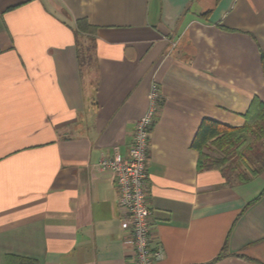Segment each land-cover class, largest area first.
I'll return each mask as SVG.
<instances>
[{
    "label": "crops",
    "instance_id": "crops-1",
    "mask_svg": "<svg viewBox=\"0 0 264 264\" xmlns=\"http://www.w3.org/2000/svg\"><path fill=\"white\" fill-rule=\"evenodd\" d=\"M261 55L264 0H0V264H134L98 161L127 157L153 84L156 264H264V171L240 183L192 147L264 103Z\"/></svg>",
    "mask_w": 264,
    "mask_h": 264
},
{
    "label": "built area",
    "instance_id": "built-area-1",
    "mask_svg": "<svg viewBox=\"0 0 264 264\" xmlns=\"http://www.w3.org/2000/svg\"><path fill=\"white\" fill-rule=\"evenodd\" d=\"M148 106L136 121L127 157L113 154L98 161L102 170L113 174L119 192L122 211L120 228L125 233L124 244L134 251V264H156L159 250L150 247L152 212L147 202V161L150 134L159 109L161 95L153 84L148 92Z\"/></svg>",
    "mask_w": 264,
    "mask_h": 264
},
{
    "label": "trees",
    "instance_id": "trees-1",
    "mask_svg": "<svg viewBox=\"0 0 264 264\" xmlns=\"http://www.w3.org/2000/svg\"><path fill=\"white\" fill-rule=\"evenodd\" d=\"M85 24V21H79L78 29L82 30ZM260 62L264 77V55H261ZM244 119V125L237 128L211 120L202 121L192 142V147L199 153V169L228 170L236 160L244 158L257 164L248 174H237L240 183H246L264 171V150L253 153L252 159L244 152L252 151V146L264 139V103L254 97Z\"/></svg>",
    "mask_w": 264,
    "mask_h": 264
},
{
    "label": "rangeland",
    "instance_id": "rangeland-1",
    "mask_svg": "<svg viewBox=\"0 0 264 264\" xmlns=\"http://www.w3.org/2000/svg\"><path fill=\"white\" fill-rule=\"evenodd\" d=\"M253 150L252 151H247L245 150L244 152L246 153L247 156L250 157V159L253 158V153L255 152H260L262 153V151L264 150V139L261 142H258L257 144L252 146ZM263 159H264V154L262 155ZM236 160V159H234ZM255 166H257V164H254L252 161H248L247 159L244 158V160H236L235 164L231 165L230 168L226 171L228 173H232L234 176L237 174H248L249 171L251 170V168H254Z\"/></svg>",
    "mask_w": 264,
    "mask_h": 264
}]
</instances>
